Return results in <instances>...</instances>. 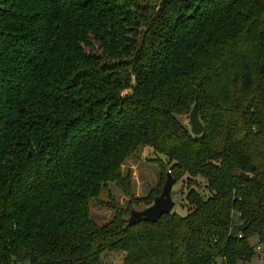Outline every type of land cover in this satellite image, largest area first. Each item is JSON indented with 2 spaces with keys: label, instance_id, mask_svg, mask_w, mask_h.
I'll return each mask as SVG.
<instances>
[{
  "label": "trees",
  "instance_id": "trees-1",
  "mask_svg": "<svg viewBox=\"0 0 264 264\" xmlns=\"http://www.w3.org/2000/svg\"><path fill=\"white\" fill-rule=\"evenodd\" d=\"M194 104L200 135L180 120ZM143 148L184 182L186 214L130 225L110 204L94 222L89 202L109 181L127 190L120 168ZM254 235L264 0H0V264H101L111 249L122 264H234Z\"/></svg>",
  "mask_w": 264,
  "mask_h": 264
},
{
  "label": "rangeland",
  "instance_id": "rangeland-1",
  "mask_svg": "<svg viewBox=\"0 0 264 264\" xmlns=\"http://www.w3.org/2000/svg\"><path fill=\"white\" fill-rule=\"evenodd\" d=\"M180 120L182 123L189 125V114L180 117ZM152 155L151 150L143 148L135 155L124 160L120 168V174L123 177L130 176L129 188L124 190L123 186L117 181H109L106 187L102 188L99 196L89 202L90 217L94 222L103 224L110 220L115 213V209L110 207V204H114L125 212V220L128 218L130 210L141 211V209L146 208L143 203H138L137 200L147 196L156 188L161 190L164 184V179L160 175L159 165L151 160ZM184 185V182L179 181L171 187L174 201L172 210L182 216L186 214V208L181 204ZM249 244L253 245L254 248L259 246L260 250H256V253L251 256L248 262L236 259L234 264H264V244L259 242L258 236H251ZM101 253V264H122L123 262L124 253L120 251L111 249L104 250ZM19 264L30 263L29 261H23Z\"/></svg>",
  "mask_w": 264,
  "mask_h": 264
},
{
  "label": "water",
  "instance_id": "water-1",
  "mask_svg": "<svg viewBox=\"0 0 264 264\" xmlns=\"http://www.w3.org/2000/svg\"><path fill=\"white\" fill-rule=\"evenodd\" d=\"M189 128L193 135H200L204 128L197 112V105L194 104L189 111ZM166 180L161 188V192L154 197L153 202L146 208L138 210H130L127 222L130 225L141 223V221L156 222V220L163 214H168L174 207V201L172 199L173 185L172 176L169 173L166 174ZM244 178L248 177V174H243Z\"/></svg>",
  "mask_w": 264,
  "mask_h": 264
},
{
  "label": "built area",
  "instance_id": "built-area-1",
  "mask_svg": "<svg viewBox=\"0 0 264 264\" xmlns=\"http://www.w3.org/2000/svg\"><path fill=\"white\" fill-rule=\"evenodd\" d=\"M239 236H241V235H239ZM254 249H255V253H256V250H257V251H259V250H260L259 246H255V248H254ZM260 256H261V255H260Z\"/></svg>",
  "mask_w": 264,
  "mask_h": 264
}]
</instances>
